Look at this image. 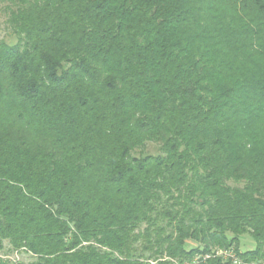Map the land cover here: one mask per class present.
Wrapping results in <instances>:
<instances>
[{
    "label": "trees",
    "instance_id": "16d2710c",
    "mask_svg": "<svg viewBox=\"0 0 264 264\" xmlns=\"http://www.w3.org/2000/svg\"><path fill=\"white\" fill-rule=\"evenodd\" d=\"M0 12V264H264V0Z\"/></svg>",
    "mask_w": 264,
    "mask_h": 264
},
{
    "label": "rangeland",
    "instance_id": "374dc122",
    "mask_svg": "<svg viewBox=\"0 0 264 264\" xmlns=\"http://www.w3.org/2000/svg\"><path fill=\"white\" fill-rule=\"evenodd\" d=\"M1 40L5 41L8 44H16L18 41V36L15 33H13L11 31V29L9 28V26H7V24L5 23V16L3 15L2 12H0V41ZM145 152H147V153H158L159 150H158L156 145L149 144L146 147ZM5 245L7 246V244H5ZM254 246H255V241L253 240V238L249 234H245V235L240 237V248L243 251L251 250L254 248ZM5 251H0V253L3 255V254H5ZM219 251H221V253H219L218 255L225 258L224 257L225 255L222 254V253H225V251H222V250H219ZM229 251H231V253L235 252L233 247H231V249H229ZM229 251H226V252H229ZM8 255H9L10 259H18L19 261H23V262H28L31 260V257L25 253H16L14 251L12 253H9Z\"/></svg>",
    "mask_w": 264,
    "mask_h": 264
},
{
    "label": "built area",
    "instance_id": "2783aa9c",
    "mask_svg": "<svg viewBox=\"0 0 264 264\" xmlns=\"http://www.w3.org/2000/svg\"><path fill=\"white\" fill-rule=\"evenodd\" d=\"M219 253H221V251L216 252V254H219ZM222 254L225 255V256H224L225 258H227V259L230 260L231 264H244V263L239 259V257H238L235 253H231V251H229V252H226V251H225V253H222ZM206 257H207V255H205L204 258H206ZM196 261H197V260H196Z\"/></svg>",
    "mask_w": 264,
    "mask_h": 264
}]
</instances>
